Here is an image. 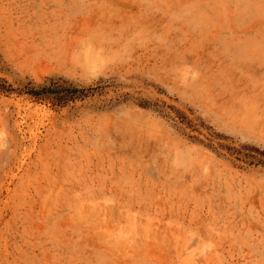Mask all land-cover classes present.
I'll use <instances>...</instances> for the list:
<instances>
[{
    "label": "rangeland",
    "instance_id": "1",
    "mask_svg": "<svg viewBox=\"0 0 264 264\" xmlns=\"http://www.w3.org/2000/svg\"><path fill=\"white\" fill-rule=\"evenodd\" d=\"M0 264H264V0H0Z\"/></svg>",
    "mask_w": 264,
    "mask_h": 264
}]
</instances>
